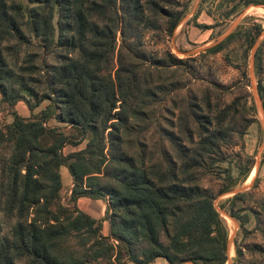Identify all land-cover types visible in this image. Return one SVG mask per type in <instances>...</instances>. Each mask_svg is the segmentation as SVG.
<instances>
[{"label":"trees","instance_id":"obj_1","mask_svg":"<svg viewBox=\"0 0 264 264\" xmlns=\"http://www.w3.org/2000/svg\"><path fill=\"white\" fill-rule=\"evenodd\" d=\"M185 14L179 0H0V103L11 111L23 101L33 112L47 100L30 117L12 111L0 127V264H225L227 226L200 179L226 159L223 146L243 136L254 107L249 93L212 104L209 95L171 97L174 88L153 81L151 68L184 61L166 51L155 63L144 35L170 36ZM261 30L239 27L204 52H220L240 35L249 48ZM257 92L264 107L261 74ZM167 95L166 115L155 116L151 109ZM152 129L158 136L148 143ZM62 166L72 181L68 204ZM237 167L239 178L228 175L219 194L252 168L240 160ZM249 194L235 192L221 205L240 226ZM79 197L106 203L103 215L78 208ZM248 249L264 253L257 244ZM235 252L242 256L240 246Z\"/></svg>","mask_w":264,"mask_h":264},{"label":"rangeland","instance_id":"obj_2","mask_svg":"<svg viewBox=\"0 0 264 264\" xmlns=\"http://www.w3.org/2000/svg\"><path fill=\"white\" fill-rule=\"evenodd\" d=\"M20 1L27 4V0ZM179 1L186 4V14L173 33L168 36L163 31H148L144 35V41L155 63L159 64L166 51L184 62L178 66L151 68L152 78L153 81L169 84L174 88L175 91L170 92L171 97H174L175 93L182 96L195 93L200 98L209 95L212 104L218 101L230 102L237 95L249 93L247 107L253 105L254 109H248L246 115L252 117L253 123L245 129L242 137L233 134L231 142L222 148L226 159L209 168L200 179V185L216 194L215 207L227 226L228 259L225 264H264V253H251L248 249L252 244H257L264 251V163L261 165L260 161L264 149V107L257 92V78L260 74L264 77V6L245 5L243 0ZM257 24L261 25L262 30L251 47L246 48L245 35H240L220 52H204L207 47L221 41L237 28L250 29ZM202 25L211 28L205 29ZM257 49H259L258 53H256ZM245 50H247L246 57H244ZM47 59L50 60L51 57L48 56ZM257 62L261 63V72L258 74ZM169 98L170 95H167L164 101L156 104L151 109V113L157 117L166 115L165 107L170 105ZM46 103L47 100L34 108L33 112L23 101H18L11 111L6 104L0 103V127L12 120V111L23 117H30L32 113L40 111ZM47 124L63 126L53 119L48 120ZM153 131L154 129L145 136L148 143L158 136ZM84 145L85 142L76 147L68 145L63 151L68 153L83 148ZM239 160L244 166H251L253 172L250 171L245 181H238L232 190L219 194L218 191L228 182V175L235 179L239 178L237 167ZM63 169V166L60 167V171ZM255 173L258 178L253 181ZM69 182L62 180L60 196L64 204L69 203ZM255 182L256 185L252 187ZM243 190H249L250 194L246 196V206L242 207L241 204L237 206L242 207L239 214L244 216L240 219L244 224L240 226L239 220L230 216L221 205L227 197L233 195L234 191ZM80 207L91 211L82 203ZM69 245L78 248L73 238H70ZM237 245L242 248L240 258L236 257ZM90 264H110V261L100 259ZM124 264L133 263L125 261ZM150 264H167V262L160 258Z\"/></svg>","mask_w":264,"mask_h":264},{"label":"crops","instance_id":"obj_3","mask_svg":"<svg viewBox=\"0 0 264 264\" xmlns=\"http://www.w3.org/2000/svg\"><path fill=\"white\" fill-rule=\"evenodd\" d=\"M68 146V145H67ZM261 161V160H260ZM261 165H262V162H261ZM62 169V168H61ZM251 171H252V168H251ZM253 172V171H252ZM61 173V177H62V180H69L70 182V186H71V176L69 175L67 169L64 167L63 171H60ZM64 173V174H62ZM252 174V173H251ZM253 176V174H252ZM250 175V178L252 177ZM256 173H255V178L253 181H255L256 178ZM247 179V178H246ZM80 203L86 205L87 208H89L91 211H88V210H84L80 207ZM76 204L78 206V208H80L81 210L85 211L86 213L90 214L91 216L95 217V218H99L100 216L103 215V212H104V207H105V204L104 202L102 201H99V200H91L87 197H79L76 201ZM102 204V206H100ZM107 230V231H106ZM102 232L104 235H106L108 233V222L105 220L103 221V226H102Z\"/></svg>","mask_w":264,"mask_h":264},{"label":"water","instance_id":"obj_4","mask_svg":"<svg viewBox=\"0 0 264 264\" xmlns=\"http://www.w3.org/2000/svg\"><path fill=\"white\" fill-rule=\"evenodd\" d=\"M236 191H234L232 194H234Z\"/></svg>","mask_w":264,"mask_h":264}]
</instances>
